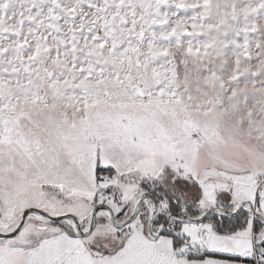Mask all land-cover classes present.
I'll use <instances>...</instances> for the list:
<instances>
[{"label": "snow or ice", "instance_id": "6c2138e0", "mask_svg": "<svg viewBox=\"0 0 264 264\" xmlns=\"http://www.w3.org/2000/svg\"><path fill=\"white\" fill-rule=\"evenodd\" d=\"M0 264H264V0H0Z\"/></svg>", "mask_w": 264, "mask_h": 264}]
</instances>
